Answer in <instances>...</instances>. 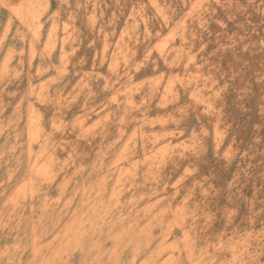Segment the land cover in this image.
<instances>
[{
    "label": "rangeland",
    "instance_id": "obj_1",
    "mask_svg": "<svg viewBox=\"0 0 264 264\" xmlns=\"http://www.w3.org/2000/svg\"><path fill=\"white\" fill-rule=\"evenodd\" d=\"M0 264H264V0H0Z\"/></svg>",
    "mask_w": 264,
    "mask_h": 264
}]
</instances>
